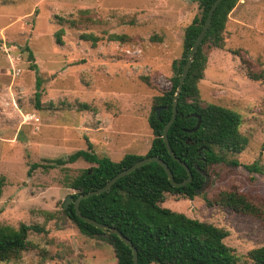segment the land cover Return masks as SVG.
Returning a JSON list of instances; mask_svg holds the SVG:
<instances>
[{"label":"rangeland","instance_id":"rangeland-1","mask_svg":"<svg viewBox=\"0 0 264 264\" xmlns=\"http://www.w3.org/2000/svg\"><path fill=\"white\" fill-rule=\"evenodd\" d=\"M199 13L195 0H0V226L42 229L29 233L23 250L0 255V264H116L104 239L82 235L63 213L74 193L67 183L91 165L27 172L86 150L85 139L112 161L144 157L154 100L169 89L184 30ZM112 34L122 40L111 41ZM222 36L221 48H201L199 99L238 113L248 143L226 154L237 166H209V183L192 200L167 194L160 207L226 230L224 244L252 264L247 253L264 246V0H238ZM253 164L263 173L245 168ZM225 192L242 195L260 217L224 206Z\"/></svg>","mask_w":264,"mask_h":264},{"label":"trees","instance_id":"trees-1","mask_svg":"<svg viewBox=\"0 0 264 264\" xmlns=\"http://www.w3.org/2000/svg\"><path fill=\"white\" fill-rule=\"evenodd\" d=\"M195 1L198 3L200 13L185 28L181 58L172 63L170 87L155 98L153 110L148 117L153 137L144 157L156 156L164 161L171 170L175 182L184 181L187 174L169 155L162 140V131L172 115L173 96L182 67L214 0ZM237 1L221 0L216 8L211 25L195 55L179 95L176 119L167 133L171 150L188 166L192 175L191 181L184 186L173 187L162 167L156 163H149L117 180L106 192L85 198L79 203L80 213L84 217L117 229L132 242L137 250L138 264H242L232 249L223 242L228 235L226 230L160 207L167 194L192 200L198 195L196 190L201 189L204 184L205 179L200 171L208 175L209 166L219 164L237 166L238 162L227 160L226 154H239L248 143L247 138L238 131L242 122L241 116L217 105H203L197 88L198 82L203 78L207 61L201 48L206 43L214 48L223 46L222 35L227 17ZM81 38L91 41L92 44L97 42L93 35H81ZM109 38L111 41L122 40L121 36L115 34ZM29 59H32L30 52ZM34 69L37 71V67ZM248 75L252 80L263 78L262 73ZM40 84L41 80L37 77L36 87L40 88ZM40 96L41 93L36 91L34 97L37 107L40 105ZM81 107L89 108L86 104ZM155 108H161L158 117ZM192 114L199 116L201 123L195 132L189 133L188 130L193 129L197 123L196 118L189 117ZM85 143L86 150H77L65 159L47 160L46 165L31 164L27 174L31 175L38 167L48 170L77 161L90 164L89 168L83 169L67 183V188L74 191L71 194L72 198L76 199L80 194L103 187L118 172L143 158L135 154H125L120 160L112 161L107 157H99L88 139H85ZM245 168L249 172L263 173L256 164ZM4 185L5 179L0 176V197ZM220 200L234 212L260 217L259 208L242 195L225 192L220 195ZM206 202L211 206L215 204L207 200ZM63 213L82 235L104 239L114 251L116 264H132L131 250L116 235L105 234L80 220L75 215L72 204L63 209ZM41 231L37 225L20 224L17 228L0 226V255L23 250L28 244L29 233ZM247 258L252 264H264V246L250 250Z\"/></svg>","mask_w":264,"mask_h":264},{"label":"water","instance_id":"water-1","mask_svg":"<svg viewBox=\"0 0 264 264\" xmlns=\"http://www.w3.org/2000/svg\"><path fill=\"white\" fill-rule=\"evenodd\" d=\"M221 0H214L213 3L211 4L209 10L207 11L204 23L201 27V30L199 31L197 37L195 38L190 50H189V54L188 57L182 67L181 70V74L178 78V84L173 96V106H172V115L170 117V119L168 120V122L166 123V125L163 128L162 131V140L164 142L165 148L167 149L169 155L174 159V161H176L179 165H181L183 167V169L186 171L187 174V178L182 181V182H175L174 178H173V174L171 172V170L169 169L168 165L162 161L160 158L156 157V156H148V157H143L142 159L136 161L133 165H131L129 168L127 169H123L122 171L118 172L114 177H112L103 187H100L98 189H95L93 191L87 192L85 194H80L76 199H73L71 195H68L63 203V209H67L68 206L70 204L73 205V209L75 212V215L82 220L85 223H88L92 226H94L95 228L99 229L100 231H102L105 234H109V235H116L132 252V264H138V257H137V250L136 248L133 246L132 242L127 239L125 236H123V234L118 231L115 228L109 227L105 224L99 223L93 219H90L88 217H84L79 210V203L81 200L88 198L90 196L93 195H99L102 194L104 192H106L107 190L110 189V187L116 183L117 180H119L120 178H122L123 176L131 173L132 171H134L135 169L145 165V164H149V163H156L157 165H159L160 167H162V169L164 170L168 181L171 183V185L173 187H181L184 186L186 184H188L191 179H192V175L191 172L188 168V166L183 163L178 157L175 156V154L173 153V151L171 150V147L169 145L168 142V137H167V133L169 128L171 127V125L173 124V122L176 119L177 116V102H178V98L179 95L182 91L185 79L187 77V74L189 72V69L192 65V62L195 58V55L199 49V47L202 44L203 39L205 38L207 31L211 25V21H212V17L213 14L216 10V8L218 7V5L220 4ZM155 113H156V117L159 116L161 108H155ZM189 117H194L197 119V123L195 125V127L191 130H188L189 133L195 132L201 123V118L195 114L189 115ZM201 174L204 176V184L202 185L201 189L196 190V194H199L205 187L206 185L209 183V177L208 175L204 172V171H200Z\"/></svg>","mask_w":264,"mask_h":264}]
</instances>
